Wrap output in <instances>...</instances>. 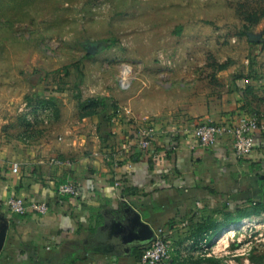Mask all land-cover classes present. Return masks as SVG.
<instances>
[{
	"label": "crops",
	"instance_id": "0c3cea01",
	"mask_svg": "<svg viewBox=\"0 0 264 264\" xmlns=\"http://www.w3.org/2000/svg\"><path fill=\"white\" fill-rule=\"evenodd\" d=\"M258 60V72L244 68L232 78L219 72L214 83L168 79L177 100H161L151 87L133 85L107 122L101 113L67 116V99L52 131L26 122L23 114L18 118L19 110L9 117L1 110L0 222L7 221L9 231L0 264H139L147 246L134 240L132 212L172 244L168 264L217 261L205 257L203 247L238 224L227 227L226 216L235 220L236 210L264 200V134L256 135L253 153L241 158L230 138L199 146L195 129L200 122L236 124L251 112L264 117V58ZM106 97L114 95L104 90ZM148 124L157 133L144 151L138 132ZM52 158L68 163L52 164ZM66 181L76 183V196L58 193ZM14 197L46 201L49 212L14 215L6 205Z\"/></svg>",
	"mask_w": 264,
	"mask_h": 264
},
{
	"label": "rangeland",
	"instance_id": "374dc122",
	"mask_svg": "<svg viewBox=\"0 0 264 264\" xmlns=\"http://www.w3.org/2000/svg\"><path fill=\"white\" fill-rule=\"evenodd\" d=\"M262 57L264 0H0V111L7 117L19 110L20 118L22 107L39 104L42 96L56 98L58 108L67 99L65 114L78 116L77 96L102 97L104 90L118 98L106 97L117 111L133 85L177 100L168 79L214 83L219 72H258ZM125 67L135 80L123 90ZM63 117L56 114L45 130ZM245 227L242 242L264 256V214ZM221 243L219 250L227 238Z\"/></svg>",
	"mask_w": 264,
	"mask_h": 264
},
{
	"label": "built area",
	"instance_id": "2783aa9c",
	"mask_svg": "<svg viewBox=\"0 0 264 264\" xmlns=\"http://www.w3.org/2000/svg\"><path fill=\"white\" fill-rule=\"evenodd\" d=\"M134 80V70L125 67L121 73L119 86L123 90H126L131 88ZM23 115L27 122L31 124L42 123L44 127H50L52 121L55 119L54 111L51 107L37 106L35 104L24 105ZM156 133L157 130L153 124L141 127L138 133L139 147L144 151L149 150ZM258 134H264V117L257 112L242 115L236 124L200 122L195 129V136L199 146L206 148L213 145L218 139L230 138L236 154L241 158H246L253 153L256 147V135ZM106 158H109V156H106ZM51 162L56 165L68 163L57 158H52ZM13 171L17 173L18 167L15 166ZM57 191L61 196H76L79 192L76 183L71 181L60 183ZM6 205L12 214L18 216H26L30 213L45 215L49 212V205L46 201L27 202L25 199L14 197ZM250 220L251 218L244 219L238 224L230 226L222 237L215 240L212 246L203 247V255L208 258H225L221 264H254L250 260V255L253 251L251 242H242L239 237L240 231L246 229L245 225H248ZM231 232L233 233L231 234ZM161 233V231L157 233L150 244L144 249L139 264L169 263L172 258L173 247L171 243L164 239ZM223 238H227V243L219 250ZM231 243H237V246L231 249ZM238 260L241 262H238Z\"/></svg>",
	"mask_w": 264,
	"mask_h": 264
},
{
	"label": "trees",
	"instance_id": "16d2710c",
	"mask_svg": "<svg viewBox=\"0 0 264 264\" xmlns=\"http://www.w3.org/2000/svg\"><path fill=\"white\" fill-rule=\"evenodd\" d=\"M239 79H242V77H240ZM53 98H54L53 96H48L47 98L41 99L40 103L35 104V105L51 107L54 111V116L56 118V114H59V108L57 106L55 107L54 105L55 99ZM77 99H78L77 107H78V110L81 112V114L79 115L80 118L84 116L95 115V114H100V113L102 114V111H103L104 115L102 116V118L104 117L105 119L104 122H107L108 120L111 119V117L115 113L114 111L116 109L115 105L112 104L107 98L89 97L84 100V99H81L80 96H77ZM25 121L27 122L26 119ZM262 214H264V200L257 201V202L251 201L250 207L246 209L236 210L235 220H232V216L230 214L226 216L229 218L228 220L229 224H227V227L230 226V224H232V221H234L235 223H239L243 221L244 219H248L251 217H259ZM222 231H223V228H220L219 233H221ZM235 247L236 246H233V248ZM138 257L142 258L141 253H139ZM250 260L254 264H263L264 256L257 257L254 254H251ZM214 263H216V261H213V264Z\"/></svg>",
	"mask_w": 264,
	"mask_h": 264
},
{
	"label": "water",
	"instance_id": "95a60500",
	"mask_svg": "<svg viewBox=\"0 0 264 264\" xmlns=\"http://www.w3.org/2000/svg\"><path fill=\"white\" fill-rule=\"evenodd\" d=\"M89 53L93 54L94 53L93 49H91ZM132 213L133 215L128 219L129 222L131 223L130 225L132 227L134 225L135 227V234H133L134 240L137 241L138 245L141 247L147 246L155 237V232L149 224L145 223L141 219V216L138 213H134V212ZM8 231H9V224L7 221L2 219L0 222V254L5 246Z\"/></svg>",
	"mask_w": 264,
	"mask_h": 264
},
{
	"label": "flooded vegetation",
	"instance_id": "af4514ba",
	"mask_svg": "<svg viewBox=\"0 0 264 264\" xmlns=\"http://www.w3.org/2000/svg\"><path fill=\"white\" fill-rule=\"evenodd\" d=\"M93 49V48H92ZM93 51H95V49H93Z\"/></svg>",
	"mask_w": 264,
	"mask_h": 264
},
{
	"label": "bare ground",
	"instance_id": "6f19581e",
	"mask_svg": "<svg viewBox=\"0 0 264 264\" xmlns=\"http://www.w3.org/2000/svg\"><path fill=\"white\" fill-rule=\"evenodd\" d=\"M233 232H231V234H232Z\"/></svg>",
	"mask_w": 264,
	"mask_h": 264
}]
</instances>
